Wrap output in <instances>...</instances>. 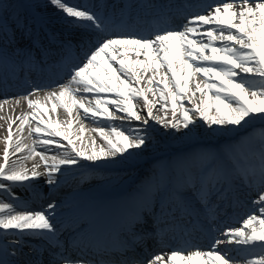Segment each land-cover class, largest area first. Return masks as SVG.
<instances>
[{
	"label": "snow or ice",
	"instance_id": "obj_1",
	"mask_svg": "<svg viewBox=\"0 0 264 264\" xmlns=\"http://www.w3.org/2000/svg\"><path fill=\"white\" fill-rule=\"evenodd\" d=\"M44 4L55 7L66 25L79 34L75 43L72 36L62 37L51 18L44 15ZM132 7L153 11L133 16L124 8L98 11L96 5L69 0H29L27 4L0 0V69H4L0 71V84L11 86L8 70L12 76L19 70L28 86L25 92L5 94L0 109L13 101L18 106L21 100L33 109L11 120L7 127L4 163L0 164V194L8 202L0 199V233H11L16 239L0 249V264H20L19 257L28 255L22 247L26 238L42 242L36 248L28 244L34 259L26 264H45L40 259L45 252L46 264H236L238 257L230 254L234 249H221L222 244H235L236 251L251 256L239 257L246 264H264V137L260 142L258 173L261 191L258 199L252 201L258 207L239 227L218 228L222 238H213L208 252L195 246V251L179 248L170 253H149L147 241L161 238L165 231L186 232L187 225L198 219L202 211L215 212L216 201L239 195V187L233 190L231 185L239 182L251 186L256 181L255 168L218 165V158L212 153L187 158L157 202L141 200L131 206L103 245L89 243L90 251L96 248L92 256H84L76 241L63 238L55 200L40 210H18L21 198L14 187H24L30 198L42 199L38 184L41 178L51 190L59 187L72 169L83 168L82 161L91 162L90 167L95 170L137 159L152 142L149 120L175 132L184 129L185 135L199 127L197 118L213 132L256 121L264 123V0H216L214 4L198 6L200 10L195 12L185 10L191 6L183 4L157 7L154 0ZM178 16L183 18L181 24L170 22ZM132 25L136 26L134 30H124ZM74 48L79 50L78 62L70 63L67 79L61 78L64 82L58 81L54 86L29 83L33 73H43L50 61L70 60ZM149 72L153 75L147 80L148 87H140ZM157 75L162 77L159 81ZM198 75L205 78L203 86L196 79ZM48 87L58 89L43 97V101H55L52 111L59 105L69 117L77 109L94 123L103 121L109 131L104 127L94 129L105 141L103 146L97 149L92 140L93 147L85 151L76 146L67 129L52 130L44 120L45 103L37 96ZM89 94L94 96V102L87 99ZM149 94L158 95L159 100H150ZM33 96L37 98L32 99ZM159 101L163 103L158 110H166L170 104L171 118L166 111L163 117L154 114ZM185 101L191 107L185 106ZM110 107L123 114L120 127L113 123L117 117ZM145 110L146 116H142ZM30 118L37 125L30 133L36 136L31 146L19 138L13 140V125L19 121V137ZM124 121L129 125L133 121L142 124L126 128ZM67 127H72L70 120ZM80 131L84 129L81 127ZM38 147L43 151H37ZM25 151L26 156L10 161L11 155ZM52 151L55 154L48 155ZM34 157H39L41 163L31 169L25 167L24 161ZM77 231H85V225L81 224ZM74 245L75 255L70 251ZM138 249H144L143 253H138Z\"/></svg>",
	"mask_w": 264,
	"mask_h": 264
},
{
	"label": "bare ground",
	"instance_id": "obj_2",
	"mask_svg": "<svg viewBox=\"0 0 264 264\" xmlns=\"http://www.w3.org/2000/svg\"><path fill=\"white\" fill-rule=\"evenodd\" d=\"M29 2V0H14V3H18V4H27ZM70 3H86V4H90V5H96L97 8L96 10L98 11H109V10H119L120 8V4L118 5V3H122V0H69ZM149 2V1H147ZM155 5L158 7L160 4L159 0H154ZM162 4H171V5H179L183 4L185 6H191V9H194V7H198L203 5V2L207 3H212L214 4L216 2V0H161ZM137 1H134L131 3V0H128L125 6H121L123 8H125V13H131L133 16H141V12L137 11V7L134 8L132 7L133 5H136ZM189 9V8H188ZM185 9V10H188ZM199 9V7H198ZM200 10V9H199ZM239 9H237L238 11ZM137 11V12H136ZM176 11H181L179 9H176ZM135 13V14H134ZM44 15L48 16L51 18L52 21V25L55 26V28L57 30L60 31L62 36L70 37L72 36L74 39V42L76 39H78L79 34L75 33V30H73L72 28H70V26L66 25L65 19L63 18L62 13H60L59 11H57L55 9V7L53 6H49L47 4H44ZM178 18V22L176 21V19ZM174 23L176 25H179L183 22V18L182 17H176L174 18ZM155 23V21H154ZM135 29V28H134ZM131 29V30H134ZM74 50H78L76 48H74ZM129 56L132 57L133 59L135 58L133 53H129ZM141 59H143V57L141 56ZM74 62H78V56L76 57V59L74 60ZM113 67H117V65H113ZM67 73H64L60 78L56 79L55 81H50V80H45L44 82H42L41 84L38 85H55L58 81L59 82H64V80H61V78H64L65 80L67 79ZM153 75V73L149 72L146 75L143 76V79L140 83V87L143 88H147L148 84H147V80ZM162 77L160 75L156 76V80L159 81ZM46 79V78H45ZM203 86V85H201ZM27 90V87H23V88H19V89H12L10 91H1L0 90V100L3 99V96L5 94L12 96V95H16L17 93H22L25 92ZM58 91L57 88L55 87H48L45 88L43 91L37 93V96H39L42 101H43V97L46 95V93L51 92V91ZM104 95H108V94H104ZM37 96H33L31 97L32 99H36ZM148 98L150 100H159L158 95L156 97H153L151 94H149ZM88 100L93 101L94 102V96L92 94H89L87 97ZM45 103L46 106V114L44 115V120L47 121V123L49 125H51L52 130H59V131H64L65 129H67L68 134L71 136V138L73 139L74 143L76 144V146L78 148H81L82 150L85 151H90L91 148L93 147L91 141L95 140V147L98 149L99 147L103 146L105 144V141L99 136V134L94 131V129L100 128V127H104L105 131H109V128L103 123V121H101L100 123H94L92 121V119L90 118H85L84 113L82 110H79V112L77 111V109L73 110V114L72 117H69L66 113V111L60 107L59 105H57V108L55 109V111H52L51 106L53 103H55V101H43ZM134 103H136V101H134ZM163 103V101H159V103H157V107L154 109V114L157 117H163L165 116V111L167 112V117L171 118V107L169 104L168 109L166 110H158L160 108V105ZM187 105V107H191V105L187 104V102L185 101V106ZM26 107V108H25ZM139 107L141 109L144 108V104L143 101L139 102ZM25 109V111H23ZM33 109H30L27 105V102L24 100L20 101V104L18 106L15 105V102L13 101L10 105H5L4 108L0 109V164H3V154L5 151V148L7 147V127L9 122L11 121V116L14 117V119H16L17 116H20L22 113L26 114L29 112H32ZM110 111H114L115 116L117 117V119L115 121H113V123L117 126L120 127L121 126V119L120 118V112L115 111L114 109H112L110 107ZM177 114L179 115V108L177 109ZM60 115H62L64 118L60 117ZM142 116H146V110L141 112ZM66 118V119H65ZM13 119V120H14ZM71 121L72 127L69 129L67 127V123L68 121ZM199 119L197 118V123ZM149 123H152L156 129H158L160 132H162V135L155 132V130H153L151 128V130H153L152 132V142L149 144V146L143 151V153L141 155H145V154H154L155 152H159V155H162L163 152L166 151V149L168 148V144L170 143V145H177L180 142H185L187 140V138L189 137V135H185L184 129H181L179 132H175L172 131L171 129H164L162 128L159 124L154 123L153 121L149 120ZM137 124H142L141 122H136L133 121L131 123V125H129V123L127 121H124L123 126L124 127H135ZM19 125V121H17L16 124L13 125V140L15 141L16 139H21L23 140V143L25 145H29L31 146L33 144V142L36 140V136L30 135L31 130L33 128H35L36 125V121L32 120L30 118L29 123H27L24 127V131L23 133L18 137L16 135V130L17 127ZM81 127L84 129V131H80ZM154 127V128H155ZM224 133H226L227 131L224 130ZM161 135V136H160ZM164 135V136H163ZM208 133H205L204 136L208 137ZM77 137H80L79 139H77ZM57 139H61L59 137H57ZM64 144H67V141H63ZM53 148H55V145H53ZM37 151H43L42 148H37ZM55 152H49L48 155H54ZM27 155V152H22V153H16L10 156V161H15L17 159H21L24 156ZM140 155V156H141ZM139 156V157H140ZM178 156V155H176ZM232 157H235L233 155H231ZM241 157H237V159L239 160ZM84 163H82L83 165L87 164L90 165L91 162H87V161H83ZM130 162V161H128ZM128 162H121V163H117V164H110L107 166H102L99 168H96L95 170L91 168H89V166H87L89 169L86 170L88 175L87 176H82V173H85V171L83 172H79L77 174L71 175V177L68 179V182L65 183V185H63L61 188L58 189H47L45 192L41 191L42 195V199H35V198H30V192L28 190H25L22 188V190L24 191V193L27 194V196L25 198L21 197L20 202H19V207L18 210H23L25 207L30 208L32 210H40L42 207H46L47 203L51 200H55L58 204L59 207H57L56 209V213H57V220L62 222V227H61V231H65L64 229H66L68 226H70L71 224L75 223V221H78L79 218L83 215L86 214V216H91V215H95L97 214V219L101 222H106L109 223L110 226H103V224H96L93 226V228L91 229H86L92 225H87L85 226V231L82 232V234L80 235V237H76L73 233L74 231H77V229L80 227L81 224H85V223H80V224H73V228L74 231H69L68 233H64L63 238L64 239H72L74 241H76L77 244H80L81 246V250L84 256H92V254L94 255L96 252V248L93 247L92 251L89 250V243L91 242L93 245H103L105 243V241L108 239L109 237V233L113 232L111 229H118V222L121 218V216L129 210V208L131 206H133L135 203H137L138 201L144 200V201H150V202H157L165 193V190L169 184V181H164L161 184H157V185H153L149 186L148 185V190L146 189L143 199H140L139 195L140 193L138 192H134V190L136 189L135 184H131V186L127 189L125 194L130 193V199H127V197L122 196L120 198H114L111 199L109 197L104 196L105 194H102L96 190H91V186H88L89 183L95 181V179L99 178L100 175L104 172H106L107 170H116L113 167H122L123 169H125V166H120L121 164H125ZM37 163H41L39 157H34L33 159H28L24 161V166L27 167L28 169H31L32 166L34 164ZM141 163V162H139ZM226 164H230L228 162H226ZM170 165V164H169ZM131 167H128L126 169V171H132L133 173H137L139 175L142 174L141 169L143 170V168L145 167V165L143 164H138V163H132V165H130ZM172 166V165H170ZM136 168V169H135ZM241 169L244 168H253V167H247V166H242L240 167ZM81 168H74V170H78ZM256 169V168H255ZM259 169H256L257 174L259 173ZM41 172L44 171V168L41 167L39 169ZM86 174V173H85ZM138 175V176H139ZM83 177L82 179V185L86 184V186L83 187H78L75 186L73 184V181H75L76 179H79V177ZM137 176V177H138ZM258 176V175H257ZM176 177H174L172 180H174ZM71 184V185H70ZM233 190L236 189V187H239V195L235 198H232L231 196L227 199H223V202L217 201V204H219V207H217V212L224 214L225 216L222 218L221 221H216L213 215L212 221L214 222V224L216 223L219 228H221L222 226H225L226 223H234L237 224L239 222V219H237V217H235L234 214V210L237 211V213L239 215H241L244 218L247 217L248 214H250L256 207H258V205H254L252 203L253 200L258 199V196L260 194L261 191V185L259 183V179L257 177L256 181L254 183L251 184V186H245V185H240L239 182H237V184H233L231 185ZM138 187V186H137ZM19 189V188H17ZM50 191V192H49ZM17 195L21 196L22 191L20 192V190H16ZM49 192V193H47ZM113 195V194H112ZM96 197H98L99 203H109L112 200H114L116 202V204L114 203V205L112 206V208L110 209H116L115 213L112 214H108V212H103L101 214V210L99 209V207L101 206H97L95 203ZM142 198V196H141ZM241 202H238V201ZM25 201L27 203H25ZM96 201V202H97ZM215 205V203L213 204ZM216 210V209H215ZM258 214V213H257ZM67 218V219H66ZM197 223V222H196ZM199 224V223H198ZM198 225L195 224H188V229L186 230V232L184 233H179L176 232L175 234L170 233L165 231L163 234H165V237L162 236L161 238L158 239H152V240H148L147 241V247L150 249H153L155 251H153V253L157 252V253H161L164 252V248L161 247V249H158V247L156 246L158 243H160L161 245H164L167 243V241L170 242H176L177 244L174 245L175 249H179L182 248V240L181 237H183L184 235H192L191 238H189L188 241H192L193 242V237H195L196 235H202V240H203V244H198V243H193L192 245H186L187 247L184 248H188L191 251H195L197 250V247H199V250L204 251V252H208L211 251V244L213 241V238H222L220 237V233L219 231H217L214 234V237L210 240V242H207V234L204 232V229L202 227H197ZM109 228V229H108ZM69 230V229H68ZM72 230V229H71ZM90 231V232H89ZM73 234V236L71 235ZM69 235H71V237H69ZM5 237H10V238H16L15 235L11 234V233H0V238H4ZM93 238L95 239L93 241ZM168 238V239H166ZM9 241H12V239H7ZM26 245L30 244V245H34V241H36L35 239H31L28 240V238H26ZM7 242H1L0 243V248L2 249L4 244ZM210 245V246H209ZM221 249H234V251H232L230 254L233 256H237L238 260L236 262V264H246L245 259H240L239 257H247L248 259L252 258L251 256H249L246 252H238L235 249L237 248V246L235 244H222L220 245ZM158 249V250H157ZM11 251V249H9ZM174 250V249H173ZM70 251H73V254L75 255V245L73 246V249H70ZM260 250L257 249L256 250V255H259ZM169 253V252H168ZM185 254H187V252H185ZM27 258H30L29 256ZM32 259V258H31ZM178 264H180V262H178ZM184 264H186V262H184ZM196 264H199V261L196 262Z\"/></svg>",
	"mask_w": 264,
	"mask_h": 264
},
{
	"label": "rangeland",
	"instance_id": "obj_3",
	"mask_svg": "<svg viewBox=\"0 0 264 264\" xmlns=\"http://www.w3.org/2000/svg\"><path fill=\"white\" fill-rule=\"evenodd\" d=\"M164 70H162L163 72ZM197 81L203 85L205 83V78L202 75H198L196 77ZM187 106V105H186ZM26 108V107H25ZM25 111V109L23 110ZM60 117L64 118L62 115ZM66 119V118H65ZM199 121V120H198ZM199 127L196 129H193V132L189 135L187 140L185 142H180L177 145L175 144L170 145L168 144V148L166 149L165 152H163L162 155H159V152H155L154 154H145L141 155L135 160H132L128 163L121 164L120 166H125L126 168L123 169L122 167H113L116 170H107L106 172L102 173L99 178L95 179V181L91 182L88 184V186H91V190H98L102 187L100 186H120V187H126L130 185L139 174L133 173L132 171H126L128 167H131L132 163H138L145 165L143 172L141 174L144 176H147L148 173L150 176L145 177L142 181L143 183H146V181H150L151 185L148 183L145 186L146 187L161 184L164 181H167L169 178V173L168 169L170 168V165H174L176 167V175L179 174V167L186 161L187 158L192 157L196 154H201V153H212L213 155L216 156L215 151L216 147L219 145V150L220 153L225 157V154L229 155L232 158L233 156L241 157L239 160L234 158L233 162L234 165L237 167H242V166H247V167H253L258 169L261 165V138L264 137V123L261 121H256L254 124H249L246 125L245 127L241 128H235V129H230L226 130L227 132L224 133L223 131L225 129H217L215 132H213L211 129H208L205 127L200 121L198 122ZM154 130V129H153ZM152 130V132H153ZM155 132L159 133L162 135V132H160L158 129H155ZM205 133H208V137L204 136ZM160 135V136H161ZM164 136V135H163ZM193 144H208L206 148H204V151H195L193 152L192 155L189 157L185 156V161H182V155L179 156H174L173 153L177 149H186L188 146H192ZM213 144V145H212ZM212 145V146H211ZM214 146V147H213ZM202 148V146L200 147ZM242 149L244 151L242 155ZM258 151L259 154H256L255 156H252L247 154L248 151L252 152L251 154H255V152ZM172 160L171 164L169 163V160ZM254 159V160H253ZM141 162V163H139ZM82 163H84L82 161ZM170 164V165H169ZM217 164L218 165H223L226 164L224 161L221 159H217ZM128 166V167H127ZM91 168V167H89ZM87 165L85 164L83 168L74 170L72 169L67 177L66 180H63L60 183V187L65 185V183L68 182V179L71 177V175L77 174L79 172L85 171V173H82V176H87L88 173L86 170L89 169ZM151 168L153 170H151ZM136 169V168H135ZM169 174V175H168ZM258 175V174H257ZM79 177V179H76L73 181V184L78 187H83L86 186V184L82 185V179L83 177ZM258 177V176H257ZM102 183V185H101ZM71 185V184H70ZM18 187H14L13 191L16 190ZM7 197L4 196L3 194H0V199H3L4 202H8Z\"/></svg>",
	"mask_w": 264,
	"mask_h": 264
},
{
	"label": "trees",
	"instance_id": "obj_4",
	"mask_svg": "<svg viewBox=\"0 0 264 264\" xmlns=\"http://www.w3.org/2000/svg\"><path fill=\"white\" fill-rule=\"evenodd\" d=\"M196 146H199V145H196Z\"/></svg>",
	"mask_w": 264,
	"mask_h": 264
}]
</instances>
